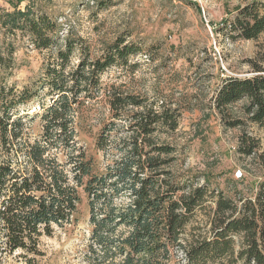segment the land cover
Returning <instances> with one entry per match:
<instances>
[{
	"label": "trees",
	"instance_id": "16d2710c",
	"mask_svg": "<svg viewBox=\"0 0 264 264\" xmlns=\"http://www.w3.org/2000/svg\"><path fill=\"white\" fill-rule=\"evenodd\" d=\"M58 30L32 6L0 11V251H20L31 264L56 226L78 225L86 197L88 264H264V180L250 193L229 195L212 180L175 173L178 147L161 133L178 129L179 108L104 85L107 71L127 66L143 49L121 37L94 56L66 37L54 50L51 34ZM215 30L234 40L257 39L264 33V2L238 7ZM17 31L49 51L43 72L21 87L10 81L16 47L6 40ZM207 95L226 127L243 130L238 152L261 157L260 141L246 126L264 127V69L221 74ZM103 99L106 111L93 118ZM33 104L39 110L31 115L26 107ZM35 118L38 125L30 127Z\"/></svg>",
	"mask_w": 264,
	"mask_h": 264
},
{
	"label": "rangeland",
	"instance_id": "374dc122",
	"mask_svg": "<svg viewBox=\"0 0 264 264\" xmlns=\"http://www.w3.org/2000/svg\"><path fill=\"white\" fill-rule=\"evenodd\" d=\"M253 1L264 0H0V11L32 6L45 13L60 30L52 33L54 50L64 47L66 37L90 48L93 55L106 44L125 37L143 49L127 66H116L103 75L105 86L112 84L147 101L178 107L181 113L175 132L162 129V136L178 147L173 171L187 180H212V186L226 190L252 192L264 180V127L249 122L246 130L260 141L257 157L238 152L240 128H228L218 113L210 109L206 93L223 74L251 75L255 67L264 69V33L257 39H233L216 33L217 27L235 10ZM215 26V27H214ZM7 42L16 47V67L11 82L30 83L44 70L47 50L35 48L27 33H6ZM84 40V42H81ZM81 49L74 53L78 62ZM212 80L213 82L211 83ZM211 86V87H210ZM204 109L196 108V105ZM242 103L237 104L240 108ZM31 115L37 105L27 106ZM106 99L93 109V118L106 111ZM38 118L30 120L37 126ZM89 152L92 139L82 134ZM3 155L0 149V156ZM101 160V155H96ZM200 220L207 217L201 215ZM78 225L56 226L52 236L41 241L42 255L31 264H88L85 254L90 236L89 208L86 197L78 211ZM198 224V223H196ZM0 264H30L20 251H0Z\"/></svg>",
	"mask_w": 264,
	"mask_h": 264
}]
</instances>
